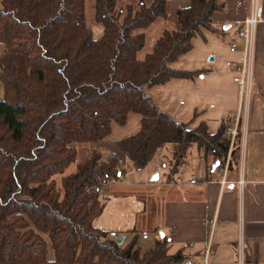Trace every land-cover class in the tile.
I'll return each instance as SVG.
<instances>
[{
    "label": "trees",
    "instance_id": "1",
    "mask_svg": "<svg viewBox=\"0 0 264 264\" xmlns=\"http://www.w3.org/2000/svg\"><path fill=\"white\" fill-rule=\"evenodd\" d=\"M166 0L140 3L133 11L117 0H95L93 22L86 24L84 0H0V264H172L184 260L168 253L163 238L144 253L137 237L125 246L98 231L104 204L86 190L117 183L126 175L116 157L93 150L61 181L76 161L75 144H97L111 124L124 125L129 113L141 117L140 130L118 140L127 169H145L172 147L169 175L178 172L195 146L219 165L239 161V136L230 151L223 123L209 134L204 125L190 129L160 111L146 90L172 79H193L200 72L171 64L192 49L200 27L216 32L212 17L225 0H190L163 31L152 53L139 58L144 30L165 21ZM143 31V32H142ZM218 167L215 169L217 170ZM45 237V238H44ZM47 243L54 260L47 259Z\"/></svg>",
    "mask_w": 264,
    "mask_h": 264
},
{
    "label": "crops",
    "instance_id": "2",
    "mask_svg": "<svg viewBox=\"0 0 264 264\" xmlns=\"http://www.w3.org/2000/svg\"><path fill=\"white\" fill-rule=\"evenodd\" d=\"M250 1L225 0V10L212 17L216 32L200 27L191 39L192 49L171 64L176 70L199 71L197 76L172 79L146 90L158 109L174 121L190 129L204 125L209 134L216 133L240 108L236 169L227 168L225 174L213 171L212 156L195 146L172 176L171 146L159 151L142 171L127 169L126 158L115 143L140 130L141 117L134 113L127 115L122 126L112 123L110 135L91 145L102 158L116 157L126 170L120 182L104 186L99 197L104 208L96 221L104 232L123 237L120 245H127L136 236V245L144 253L166 238L168 253L181 252L186 261H200L208 251L207 264H264V0H258L262 14L255 29L248 99L240 95L231 70L225 67V61L242 58L240 52H229V44L236 38L233 24L249 15ZM150 2L124 0L122 5L138 7ZM189 6L190 0H166L167 18L156 20L158 25L150 35L155 22L145 30L141 56L152 53L163 31L172 28L177 11ZM102 34L101 26L92 28L94 39ZM159 165L163 171L157 175ZM75 170L76 166L68 174ZM154 175L156 181L151 180ZM192 175L198 178L197 186L187 183ZM238 181L244 184L238 185ZM143 232L149 235L145 240L141 238Z\"/></svg>",
    "mask_w": 264,
    "mask_h": 264
},
{
    "label": "built area",
    "instance_id": "3",
    "mask_svg": "<svg viewBox=\"0 0 264 264\" xmlns=\"http://www.w3.org/2000/svg\"><path fill=\"white\" fill-rule=\"evenodd\" d=\"M261 7L259 5L258 0H251L250 1V12L248 17L244 18L241 21H236L233 26L236 29V38L231 41L229 44V52L230 53H236L240 52L242 54V58L240 61H232L228 60L225 61V67L229 70H231L233 74L232 81L236 83L240 88V95L243 96L245 99H248L251 90H250V66H251V59H252V50L254 45V39H255V29L256 26L261 22ZM241 113L240 108L233 117H230L224 126V136L227 137L230 140V149L234 143V140L238 133H240L241 130ZM228 160L229 155L226 158L225 164L219 165L218 171L225 174L226 170L228 168ZM121 166V164H120ZM122 167V166H121ZM163 171V166L159 165L156 168L155 173L159 175ZM189 186H197L199 184L198 178L195 175H192L189 177L188 180ZM226 183V182H224ZM238 185L244 184L243 181H238ZM104 186H98L94 188H89L86 190L87 193H94L98 195L99 197L102 194ZM97 230L102 232L103 229L99 226H96ZM148 234L143 232L141 234L142 239H147ZM109 238H117V233L115 232H109L108 233ZM207 256L208 251H205L204 257L200 261H181V262H174L172 264H207Z\"/></svg>",
    "mask_w": 264,
    "mask_h": 264
},
{
    "label": "rangeland",
    "instance_id": "4",
    "mask_svg": "<svg viewBox=\"0 0 264 264\" xmlns=\"http://www.w3.org/2000/svg\"><path fill=\"white\" fill-rule=\"evenodd\" d=\"M94 1L95 0H84V15H85V21H86V24L91 28V31H92V28H96V27H100L96 24H94L93 22V15H94ZM128 1H131V0H128ZM124 2V0H117V8L118 9H121V10H125L126 6L124 7L122 5V3ZM150 4V3H149ZM148 4V5H149ZM144 5H146L144 3ZM147 5V6H148ZM123 6V7H122ZM131 7H133V11L135 12V9L138 8L137 5H131ZM160 20H158L159 22ZM157 22H155V24H153L150 32H149V35L150 33L152 32V29H154L155 27H157L158 24H156ZM102 27V26H101ZM149 28V27H148ZM171 29V28H170ZM169 29V30H170ZM143 32V31H142ZM103 35V34H102ZM144 35H145V30H144ZM102 37V36H101ZM100 37V38H101ZM99 38V39H100ZM99 39H95V40H99ZM146 44V43H145ZM3 45L0 44V55L2 54L3 52ZM144 49H145V46H144ZM144 49L142 50L141 54L139 55V58H143L145 55H148V54H145L143 56H141L144 52ZM179 59V58H178ZM159 86V85H158ZM3 99V89H2V84L0 82V100ZM92 144H80V143H77L75 144V149H76V152H77V157H76V161L75 163L71 164L64 172L63 175H56L54 176V180L56 181V187L58 190L61 191L62 193V186H61V181H62V178L64 176H68L70 174V171L69 170H72L74 166H77L78 163L80 162H83L84 160H86L89 155L92 153V151L95 149L91 146ZM232 148V147H231ZM98 151V149H95ZM99 152V151H98ZM108 157H104V159H107ZM103 159V158H102ZM76 171V170H75ZM162 173V172H161ZM160 173V174H161ZM94 194V193H93ZM45 238V237H44ZM47 249H48V253H47V259L49 261H53L54 260V253L53 251L51 250L50 248V244L47 243ZM53 259V260H52Z\"/></svg>",
    "mask_w": 264,
    "mask_h": 264
},
{
    "label": "water",
    "instance_id": "5",
    "mask_svg": "<svg viewBox=\"0 0 264 264\" xmlns=\"http://www.w3.org/2000/svg\"><path fill=\"white\" fill-rule=\"evenodd\" d=\"M211 60H212V58H211ZM217 167H219V162H218V161H215V162L213 163V165H212V170L214 171ZM156 178H157V176L154 175V177H153L151 180H152V181H156ZM122 241H123V237H117V238H115V242H116L118 245H120V244L122 243Z\"/></svg>",
    "mask_w": 264,
    "mask_h": 264
}]
</instances>
